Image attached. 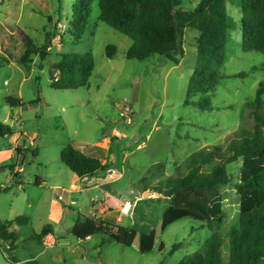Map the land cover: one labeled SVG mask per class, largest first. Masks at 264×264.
<instances>
[{
    "label": "rangeland",
    "instance_id": "374dc122",
    "mask_svg": "<svg viewBox=\"0 0 264 264\" xmlns=\"http://www.w3.org/2000/svg\"><path fill=\"white\" fill-rule=\"evenodd\" d=\"M8 1L0 0V122L9 125L15 135L0 139V156L6 159L2 165L17 163V159L7 156V151L19 142L26 146L21 164L26 180L35 182V175H41L38 164L49 166V172L57 173L62 168L73 174L60 160L62 148L71 140L93 145L104 137L114 138L113 131L117 129L127 137H117L113 141L118 160L111 168L121 178L112 181L108 171L99 176L106 178L111 196L116 194L117 197L119 192L134 204L131 214L125 216L124 227L138 234L156 233L154 249L147 255L139 253L138 238L135 244L127 247L104 234H97L83 243H78L72 235H61V245L48 248L43 263L177 264L203 249L213 231L199 221L183 219L162 231L163 215L171 205V199L159 192L167 189L172 179L186 173V162L192 154L207 148H224L235 132L250 130L254 125L248 104L256 100L259 85L264 83V54L242 50L241 0H229L227 5L235 30L231 32L228 59L222 68L226 78L213 93V111H202L196 105L185 104L198 58L195 42L200 34L197 30H186L185 57L180 66L157 55L145 61L130 60L126 53L133 41L99 20V0L92 4L88 29L79 42L67 34L77 0H29L26 6V0ZM199 1L181 0V8L193 10ZM50 16L55 29L49 23ZM6 19L15 33L6 30ZM46 33L53 35L46 61L33 56L32 64H20L15 56L21 58L24 55L27 38L36 47H41ZM110 45L117 48L113 59L106 56ZM90 52L95 69L88 87L77 90L52 88L57 70L54 66L59 64L62 55ZM239 73H245L246 77H232ZM9 97L21 100L23 106L12 108L7 103ZM200 98V95L196 96L192 101L197 102ZM126 105L133 112L130 124L121 117L120 109ZM107 131L110 133L106 134ZM31 142L35 149L30 147ZM33 150L39 156L33 157ZM228 171L233 181L222 189L227 217L219 227L220 234L226 237L221 248L226 264L231 252L227 232L239 214L236 185L241 162L229 165ZM10 172L8 168L2 173L1 183L6 182ZM9 198L0 196L2 207ZM75 198L82 201L83 213H88L89 194L78 193ZM40 230L41 221L36 218L29 226L22 227L15 249H18L20 260L34 248L42 250L39 242L32 239ZM177 244L181 247L174 250ZM9 247L7 242L0 241V264H15L14 251Z\"/></svg>",
    "mask_w": 264,
    "mask_h": 264
},
{
    "label": "trees",
    "instance_id": "16d2710c",
    "mask_svg": "<svg viewBox=\"0 0 264 264\" xmlns=\"http://www.w3.org/2000/svg\"><path fill=\"white\" fill-rule=\"evenodd\" d=\"M94 0H77L73 6L69 34L75 42L85 35ZM229 0H200L193 10L181 8V0H99V20L112 29L130 38L132 46L126 53L130 60L145 61L152 56H162L174 65L185 57L184 36L187 29L199 32L196 41L197 63L191 76L186 105H196L202 111H213L212 98L215 88L226 78L222 68L228 59L231 32L235 22L230 16ZM242 50L244 53L264 54V0H241ZM52 35L46 34V42L36 47L32 41L26 45L24 55L18 59L22 65L33 62V56L42 61L48 57ZM117 55V48L106 49L108 59ZM264 67V66H263ZM95 69L93 54L62 55L58 77H53L55 90H77L89 86ZM256 70V68L254 69ZM233 78H245L239 73ZM201 96L197 102L192 101ZM264 83L259 85L257 97L248 104L254 119L252 129H241L227 142L226 147L202 149L192 154L186 162V173L170 181L167 189L159 192L171 199V205L163 215L162 231L183 219H193L213 231L203 249L177 264H226L222 260L221 248L226 237L219 227L227 214L224 209L222 189L232 184L228 166L241 162V174L236 185L239 194L238 219L231 224L227 235L230 242V260L227 264H264ZM12 108L23 105L22 101L7 98ZM14 135L9 125L0 122V139ZM62 164L79 178L94 176L99 171H108L109 166L99 159L89 157L68 145L60 153ZM13 170V166L0 167ZM8 189H0V194ZM28 218L18 217L14 221L0 222V239L10 242V249H16L17 234L9 232L12 224L24 225ZM52 227L45 226L32 239L41 242ZM73 236L86 240L97 234H104L111 240L130 247L139 239V253L147 255L153 251L156 233L138 234L135 230L96 222L82 217L73 230ZM181 244L174 246V250ZM163 248V246H162ZM26 264H39L30 261Z\"/></svg>",
    "mask_w": 264,
    "mask_h": 264
},
{
    "label": "crops",
    "instance_id": "0c3cea01",
    "mask_svg": "<svg viewBox=\"0 0 264 264\" xmlns=\"http://www.w3.org/2000/svg\"><path fill=\"white\" fill-rule=\"evenodd\" d=\"M8 2H10V0ZM29 2V0H26L24 6L29 5ZM49 23L55 29L56 26H53V20L51 16L49 17ZM4 25L6 26L7 31L15 33V31L10 29L12 26L9 25L8 19L5 20ZM15 28L19 30V28ZM29 41L32 40L27 38L26 45ZM25 50L26 47H24L23 53ZM15 58L18 61L20 57L15 56ZM181 63L178 66H180ZM58 74L59 72L55 71L54 76L58 77ZM109 133V131L106 132V134ZM113 137L114 138L104 137L101 141H97L93 145L87 142H77L75 140H71L69 141V145L71 144V146L83 154L99 159L104 165L109 166V170L106 173L109 175L112 181H114L120 179L121 175L111 168L112 164L118 160V152L113 145V141L117 137H121L123 139L126 137V135L119 132L117 129H114ZM31 138L33 137H30V139ZM104 139L110 140L106 146L103 145ZM67 146L68 145L65 147ZM30 147L35 149V144L31 142ZM65 147H63L62 150ZM25 148L26 146H21L20 143L17 142L14 147L7 151V156L9 158L17 159V163L6 165V167L13 166L14 169H10V175H7V180L4 184L0 182V189H8V191L1 193L0 196L6 195L7 197H10V200H5L7 203H5L6 205L3 207L1 206V202H3V200H0V222L14 221L18 217L23 216L29 220L28 223L24 225H18L17 223L12 224L9 228V232H16L17 237H20L22 227L29 226L30 223L36 218L41 221V230L38 234L41 233L45 226L50 225L52 227V234H49L46 236V238L52 237L55 239L57 242L55 247H58L61 245V235L67 234L73 236L72 233L74 227L81 216L90 218L99 223L107 222L118 226H125V216L131 214L134 204H132L130 200H126L125 196L122 197V194L119 192L117 194L120 197H116V194L113 196L110 195L111 191L107 189L108 182L106 181V178L99 176L103 171L97 172L94 176L79 178L74 173L68 174V172L62 168H60L59 172L57 173L49 172V166L46 164H38V170L41 171V175H35V182L29 181L24 178L23 174L25 173V169L21 166L22 159L25 156ZM32 156L36 157L39 156V154L36 150H33ZM5 160V158L0 156V167H4L2 164ZM7 169H5L2 173H4ZM2 173H0V181ZM31 188H34L35 190H31ZM39 190H48L49 192H37ZM83 192L88 193L89 197L91 198V206L88 213H86L87 215L83 213L85 209L82 205V201L79 200L80 197L79 199L75 198V194H82ZM85 208L87 209V207ZM45 239L39 242L42 250L34 248L32 253L27 255V257L23 260L18 258V249L13 250L16 258L15 264H26L30 261H36L39 264H44L43 262L45 260V256L48 255V248H46L44 245ZM91 239L92 237H89L86 240H77L78 243H83L88 242ZM4 242H7L10 245V242L8 241Z\"/></svg>",
    "mask_w": 264,
    "mask_h": 264
},
{
    "label": "built area",
    "instance_id": "2783aa9c",
    "mask_svg": "<svg viewBox=\"0 0 264 264\" xmlns=\"http://www.w3.org/2000/svg\"><path fill=\"white\" fill-rule=\"evenodd\" d=\"M120 110H121V117L123 118V120L125 122H127L128 124H130L131 120H132L131 117L133 115V112H132L131 108L126 105V106H123ZM109 142H110L109 139H104L103 140V145L106 146V145H108ZM56 244H57L56 240L53 239L52 237L46 238L45 242H44V245H45L46 248L55 247Z\"/></svg>",
    "mask_w": 264,
    "mask_h": 264
},
{
    "label": "water",
    "instance_id": "95a60500",
    "mask_svg": "<svg viewBox=\"0 0 264 264\" xmlns=\"http://www.w3.org/2000/svg\"><path fill=\"white\" fill-rule=\"evenodd\" d=\"M54 68L58 69V68H59V64H56V65L54 66Z\"/></svg>",
    "mask_w": 264,
    "mask_h": 264
}]
</instances>
